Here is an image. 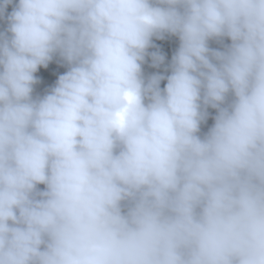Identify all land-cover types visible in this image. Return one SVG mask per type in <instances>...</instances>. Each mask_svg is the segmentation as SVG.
Wrapping results in <instances>:
<instances>
[{
	"label": "clouds",
	"instance_id": "clouds-1",
	"mask_svg": "<svg viewBox=\"0 0 264 264\" xmlns=\"http://www.w3.org/2000/svg\"><path fill=\"white\" fill-rule=\"evenodd\" d=\"M0 19V264H264V0H0ZM165 34L171 72L145 77Z\"/></svg>",
	"mask_w": 264,
	"mask_h": 264
},
{
	"label": "trees",
	"instance_id": "trees-1",
	"mask_svg": "<svg viewBox=\"0 0 264 264\" xmlns=\"http://www.w3.org/2000/svg\"><path fill=\"white\" fill-rule=\"evenodd\" d=\"M14 4L7 5L5 16L8 13H11L13 10ZM7 27V20L0 19V31H3ZM230 38H223L222 42L217 39H210L209 46L212 48H219L223 49L224 45L230 44ZM153 44L160 46V50L165 54V61L160 67H154L152 65L151 56H147L145 62L142 65L143 73L145 77L150 76L153 73L160 72L165 75L170 74L171 72V61L172 57L175 52L178 50L180 45V40L177 35L174 34H165V38L163 40L157 39L153 37ZM156 51L155 47H150L149 52ZM68 64L66 61H63L58 55L54 57V59L49 62L48 67H39L38 71L35 75L39 78L38 82L34 85L33 97L39 98L43 97L47 94L52 87L55 86L58 77L68 70ZM167 83V80L161 81V88H163ZM217 110L212 108L211 106L208 107V117L206 121L202 122L200 125V131L198 135L202 138L207 134L209 129L213 126L215 122V115ZM39 189H44L45 185L40 184L38 185ZM126 210V209H125Z\"/></svg>",
	"mask_w": 264,
	"mask_h": 264
}]
</instances>
